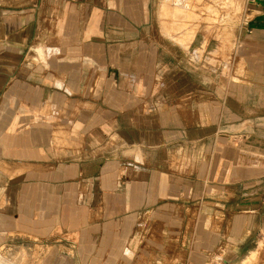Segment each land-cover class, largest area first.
Segmentation results:
<instances>
[{"label": "crops", "instance_id": "1", "mask_svg": "<svg viewBox=\"0 0 264 264\" xmlns=\"http://www.w3.org/2000/svg\"><path fill=\"white\" fill-rule=\"evenodd\" d=\"M181 1L176 31L162 0H0V242L55 246L43 264L255 255L264 0L229 27Z\"/></svg>", "mask_w": 264, "mask_h": 264}, {"label": "rangeland", "instance_id": "2", "mask_svg": "<svg viewBox=\"0 0 264 264\" xmlns=\"http://www.w3.org/2000/svg\"><path fill=\"white\" fill-rule=\"evenodd\" d=\"M162 1H163L162 3L163 11L161 12L162 18L160 16V25L163 22V25L165 26L166 21L169 20V15L167 13L168 11L169 12L173 11L174 13L173 23L175 24L176 31L177 30L179 31L183 28L184 22L182 21V19L193 17L192 14H190V12L188 13V11L183 9L184 6H182L183 2L181 0H162ZM244 2L245 0H207V5H212L214 6V8H220L218 10L219 11L221 10L219 13L221 16L225 15L226 17L228 15L226 19L219 18L220 16L218 15L219 11H215L216 17L210 15L209 19H207L208 27L211 26L229 27L231 24H233L231 23L232 20L233 21L237 20L238 21L237 24H241L244 21V17H243ZM185 4L188 5L189 3L186 2ZM190 4L193 13L194 12L197 13L200 11L198 7V3L191 1ZM215 12H213L212 15ZM220 19H223V21H220ZM184 37H186V35H181L180 37H178V39L183 42ZM218 37L219 36H217L216 38L218 39ZM178 39H176L175 41L179 42ZM228 44H229V40H228ZM256 246L257 249L255 255L253 254L252 257H250L251 259L248 258L245 264H250V263L264 264V226H262V229L257 239ZM55 251H56L55 246L48 245L46 247V245H42L41 243L38 242L19 241L17 239L8 242H0V264H27L28 262H30L29 264H43V261L45 259L46 261L47 259H52V256L54 255ZM44 255H46V257L42 258V256ZM194 260L198 261L199 259H194ZM143 261H145V259H143ZM164 261H165L164 264H166V262H168V264H172V262H169V259H165ZM174 262L175 261H173V263ZM202 262L203 264H227L224 263L223 260L219 259L218 257H212Z\"/></svg>", "mask_w": 264, "mask_h": 264}, {"label": "bare ground", "instance_id": "3", "mask_svg": "<svg viewBox=\"0 0 264 264\" xmlns=\"http://www.w3.org/2000/svg\"><path fill=\"white\" fill-rule=\"evenodd\" d=\"M186 3V2H185ZM180 6V5H179ZM182 6H183V4H182ZM181 7V6H180ZM184 9V8H183ZM181 10V9H180ZM184 12V11H183ZM185 15H186V13H185ZM183 17V16H182ZM247 262V261H246Z\"/></svg>", "mask_w": 264, "mask_h": 264}]
</instances>
